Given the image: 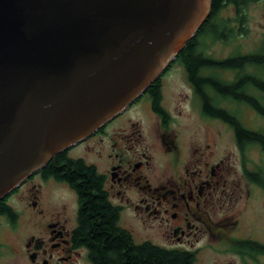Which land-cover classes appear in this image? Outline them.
<instances>
[{"label": "flooded vegetation", "instance_id": "1", "mask_svg": "<svg viewBox=\"0 0 264 264\" xmlns=\"http://www.w3.org/2000/svg\"><path fill=\"white\" fill-rule=\"evenodd\" d=\"M172 67L121 113L59 153L61 161L76 160L93 169L98 190L117 211L115 226L128 233L133 247L148 244L184 252L193 257L191 264H198L206 250L225 248L242 264H247L245 259L260 264L264 254L259 245L264 243L253 234H239L244 216L240 206L248 208L254 193L264 190L260 165L249 168L245 161L248 149L260 147L251 143L241 150L236 144L239 175L232 155L221 150L220 132L186 138L175 130L164 82ZM179 70L199 102L201 122H220L207 115L187 80L186 67L180 65ZM146 110L155 120L151 133L136 116ZM229 132L236 143L234 130ZM78 152L92 154L94 160ZM46 165L0 201V264H122L119 256H101L90 245L81 227L76 191ZM52 165L62 170L55 161ZM52 186L77 200L74 210L61 195L46 198L44 188Z\"/></svg>", "mask_w": 264, "mask_h": 264}, {"label": "water", "instance_id": "2", "mask_svg": "<svg viewBox=\"0 0 264 264\" xmlns=\"http://www.w3.org/2000/svg\"><path fill=\"white\" fill-rule=\"evenodd\" d=\"M212 0H0V201L147 90Z\"/></svg>", "mask_w": 264, "mask_h": 264}, {"label": "trees", "instance_id": "3", "mask_svg": "<svg viewBox=\"0 0 264 264\" xmlns=\"http://www.w3.org/2000/svg\"><path fill=\"white\" fill-rule=\"evenodd\" d=\"M264 0H212L209 16L196 36L189 40L183 50L176 55L173 64L186 67L187 80L194 86L195 94L206 109L207 115L227 124L235 132L236 144L241 150L251 143L257 144L264 153V133L247 129L234 113L217 106L221 102L244 104L264 118V49L257 53L242 54L239 50L224 59H214L206 54L208 40L227 42L247 32L248 5ZM228 6L234 8L231 18L221 16ZM170 65L168 68H170ZM207 74L203 76L201 73ZM217 71L231 72V81L220 79ZM157 83L154 82L153 84ZM152 84V85H153ZM211 91L214 98L208 96ZM253 93H257L255 97ZM57 154L53 160L61 165L58 171L53 160L46 165L50 174L66 181L73 188L81 204L80 223L87 241L97 254L104 257L119 256L122 264H191L190 254L167 251L144 244L133 247L128 233L115 226L117 211L105 200L98 190V178L93 169L76 160L61 161ZM58 171V172H57ZM261 176L263 175L260 171ZM46 175V173H45ZM8 196V195H7ZM260 254L264 246L259 245Z\"/></svg>", "mask_w": 264, "mask_h": 264}, {"label": "rangeland", "instance_id": "4", "mask_svg": "<svg viewBox=\"0 0 264 264\" xmlns=\"http://www.w3.org/2000/svg\"><path fill=\"white\" fill-rule=\"evenodd\" d=\"M245 13L247 16V32L227 42L216 41L210 44L208 40H204L203 43L207 46L205 51L207 55L214 59H224L234 55L237 50L242 54H248L257 53L261 49H264V2L261 1L248 5ZM233 14L234 8L232 6L226 7L221 12V16L225 18H231ZM179 67V64H173L169 75L164 78L166 84V107L175 120L174 129L183 132L186 138L197 137L204 133L216 134L220 132L221 138H219L218 143L220 144L221 150L232 155L231 158L234 168L241 175V155L239 154L234 139L230 135L229 131L231 129L221 121H213L209 124L201 122L198 117L199 102L196 98L192 97L191 91L186 84V77L184 78L180 73ZM216 73L224 81H231L233 79L231 72L227 71L223 73L222 71H217ZM208 94L214 98L211 91H208ZM253 95L255 97L258 96L257 93H253ZM217 106L234 113L247 129L264 133V118L257 115L248 106L235 102H221ZM136 116L141 118L146 130L151 133L155 121L154 117L149 115L147 110L140 111ZM78 154L87 160H94L92 154H83V152H78ZM245 161H248L249 168L257 169V165H260L259 169L264 175V153L260 148L259 151L254 148L248 149ZM261 181L264 182V180ZM44 192L46 198H58L53 194L63 196L62 201H65L69 208L75 209L77 200L74 197H70L69 194H64L56 190L53 186L45 187ZM57 200H60V198L54 201ZM240 208L244 216L243 226L239 230V234H253V237L258 236L259 240L264 243V190L260 187V190L254 193L252 204L248 208H244L242 205ZM226 250L225 248H221L220 252L206 250L200 257L198 264H242L237 256ZM245 261L247 264H251L247 259ZM259 262L260 264H264V256H260Z\"/></svg>", "mask_w": 264, "mask_h": 264}]
</instances>
